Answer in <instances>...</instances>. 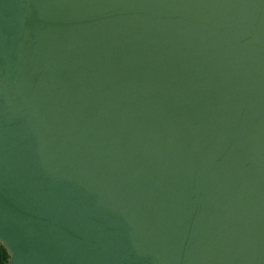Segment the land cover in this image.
Returning a JSON list of instances; mask_svg holds the SVG:
<instances>
[{"label":"water","instance_id":"95a60500","mask_svg":"<svg viewBox=\"0 0 264 264\" xmlns=\"http://www.w3.org/2000/svg\"><path fill=\"white\" fill-rule=\"evenodd\" d=\"M6 264H264V0H0Z\"/></svg>","mask_w":264,"mask_h":264},{"label":"trees","instance_id":"16d2710c","mask_svg":"<svg viewBox=\"0 0 264 264\" xmlns=\"http://www.w3.org/2000/svg\"><path fill=\"white\" fill-rule=\"evenodd\" d=\"M9 259V253L5 246L0 242V264H6Z\"/></svg>","mask_w":264,"mask_h":264}]
</instances>
